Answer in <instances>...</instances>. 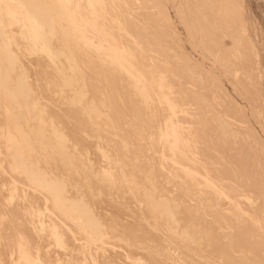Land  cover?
Here are the masks:
<instances>
[{
  "label": "bare ground",
  "instance_id": "obj_1",
  "mask_svg": "<svg viewBox=\"0 0 264 264\" xmlns=\"http://www.w3.org/2000/svg\"><path fill=\"white\" fill-rule=\"evenodd\" d=\"M169 2L0 0V264H264L246 1Z\"/></svg>",
  "mask_w": 264,
  "mask_h": 264
},
{
  "label": "rangeland",
  "instance_id": "obj_2",
  "mask_svg": "<svg viewBox=\"0 0 264 264\" xmlns=\"http://www.w3.org/2000/svg\"><path fill=\"white\" fill-rule=\"evenodd\" d=\"M165 1H168V0H165ZM245 1H246V4H247V12H246L245 15L247 16V20L249 21V23L246 24V32L249 34L251 40H253V43H255L256 48L259 49V54L256 57V62L257 63L259 62L260 69H262L261 70L262 71V75H263L262 81H263V86H264V0H245ZM180 3L181 2H179V0H176V1L175 0H170V2L169 3H166L164 6L168 9L167 10L168 19L169 20H173L174 19V23L175 24L173 22H172V24L175 25L176 30L180 33V37L182 39V38H186V36L188 35V33H187V30L185 29V26L183 25V21H180L179 15L176 13L177 6ZM136 6H141V4H139V3L136 2ZM166 8H165V10H166ZM245 11H246V9H245ZM139 16H140V18H145V19L147 18V16L144 15V14H140ZM153 21L154 22H151V26H153L154 28H158V27H156V25H158L157 20H153ZM176 24H178V25L176 26ZM186 48L188 50H190V51H195V50H192L191 44L187 40H186ZM197 52L195 51V53L197 54V57L200 58L199 57L200 54H198ZM208 60H210V59H208ZM208 60H206V61H208ZM210 61H212V60H210ZM210 61L207 62V63L208 64H211V63L213 64V62H210ZM226 85L228 86L229 91L230 92H233L232 95H234L235 97H237L239 103H241L240 101L243 100V98L241 96L237 95L238 93L234 90V87H233L234 85H232L231 82H227ZM235 93H236V95H235ZM263 96H264V92H263ZM243 101H242L241 104H244ZM252 122H253L254 126H257L256 127L257 129L260 128V130H258V131L261 132V134L264 137V126H263L264 125V120H262L261 123L259 122L260 123L259 124L258 122H255V119L252 118ZM1 131H3V132H0V133H2L4 135L5 131L4 130H1ZM0 137L2 138L3 136L0 135ZM4 139H5V135H4ZM4 139H2V140H4ZM5 178L7 179V177H5L3 174L0 173V192L3 190L4 186H7L6 185L7 182L5 181ZM15 184L16 185H19L20 184V186H22V187H28L29 189L32 190V187H29L28 185L22 183L21 181H19L18 183L15 182ZM5 192L6 191L3 190V192L1 193V194H5L4 195L5 197L3 195L1 196V194H0V197L2 198V202L0 201V205L6 206V208H8L9 207L8 205L11 206V202H8L9 200L7 199V196H8V193H9L8 190H7L8 193H5ZM35 192H36V189H34V193ZM7 202L10 203V204H8ZM1 208H2V206H0V209ZM0 218H1V216H0ZM20 228L22 230H24V229L26 230V226L23 227L24 229L22 228V226ZM31 228H34V227H32V225H31ZM30 229L28 231L29 233L31 231ZM32 231H33V229H32ZM0 243H1L0 244V247H1L2 244H3V242H0ZM1 251L2 250L0 249V252ZM11 262H12V260H11ZM11 262L9 264H15V263H13V262L11 263Z\"/></svg>",
  "mask_w": 264,
  "mask_h": 264
}]
</instances>
